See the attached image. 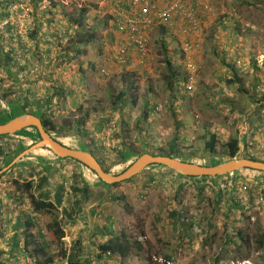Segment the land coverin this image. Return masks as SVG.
Listing matches in <instances>:
<instances>
[{"label": "rangeland", "instance_id": "obj_1", "mask_svg": "<svg viewBox=\"0 0 264 264\" xmlns=\"http://www.w3.org/2000/svg\"><path fill=\"white\" fill-rule=\"evenodd\" d=\"M104 1L40 0L36 5L31 0L34 30L37 7L44 16L42 42L38 45L35 43L37 37L33 32L29 36V40L34 42L29 46V53L16 55L9 68L0 70V124L12 113V104L20 97L32 94L46 104L50 97L53 119L56 125L63 124V127L60 126L62 128L53 132L54 137L71 148L94 152L105 168L114 174L126 171L138 158L135 155L141 152L144 145L152 153L168 150L178 125L181 126L180 147L185 153L184 158L199 164H212L208 160L210 156L203 157L205 142L211 133H215L222 142L232 136L240 139L236 159L251 155L264 159V123L260 130H254L258 120H264V0L213 1L212 11L205 20L203 43L198 55L199 71L193 83L185 69V57L182 56L179 42L170 41L169 37L163 39L160 29L151 36L153 52L146 67L126 71L116 64H109L106 58L116 45L117 33L102 8L105 7ZM82 11V31L86 35L95 33L97 41L79 46L82 53L77 54L73 49L68 55V40L70 37L76 39L70 26ZM65 32L70 33L68 37ZM165 47L177 73L178 85L174 91L169 90L165 78ZM42 53H55L57 57L51 60L49 55H45L42 58ZM33 60L39 63L38 68L43 71L38 74L41 77L39 86L36 89L33 86L35 92L31 86L34 84V74L30 69ZM26 62L30 66H26ZM64 64L67 74H63ZM105 65L109 67V77L101 73ZM52 67L56 71L45 72V69L48 71ZM236 71L242 76H237L242 83H228L229 79L235 80ZM126 80L134 81L137 89L128 90L123 112L114 111L112 102L127 88ZM241 84H251L250 88L257 84L252 91L254 97L251 96L252 92L250 94V88L247 92L238 89ZM25 89L31 91L26 93ZM146 109L149 116L144 115ZM107 119L115 122L112 131L107 130ZM251 122L255 123L254 126ZM15 138L17 135L0 142L8 148ZM19 138L24 141L21 152L30 154L40 149L46 153L52 152L47 148L35 147L42 139L33 128L26 130ZM114 147H117L116 150ZM121 151L126 153V157L116 164ZM190 153L196 154L192 157L188 156ZM217 159L227 161L226 158ZM87 171L91 178L103 183L92 171ZM233 177L237 178L233 181L231 192L243 203V208L233 214H228V208L224 212L215 209L212 191L218 189L217 185L222 183L223 177L204 180L205 187L209 183H217L213 184L212 190H205L208 199L205 203L199 202L195 180L150 183L146 175L140 174L133 183L111 187L118 191L117 197L123 198V201L119 199L121 203H117L122 209L119 233L138 241L141 249L134 247L132 253L127 257L122 256L120 261L110 259L101 264H165L167 255L174 258L169 264H214V258L227 236L236 237L238 232L249 238L250 246L234 258L236 261L233 264H264V246L261 248L258 242L260 235L264 234V206L260 210L245 209L249 205L250 192L253 196L258 194L264 197V181H261L264 177L257 178L258 185L255 187L250 182L255 180L254 177L247 179L242 173ZM179 183L183 186L181 191L177 187ZM176 210L195 224L190 231L193 238L183 243L178 239L180 230L174 229L178 219L172 212ZM41 226V229H45L47 223ZM56 249L54 247L53 251ZM242 257L247 260L241 261Z\"/></svg>", "mask_w": 264, "mask_h": 264}, {"label": "crops", "instance_id": "obj_2", "mask_svg": "<svg viewBox=\"0 0 264 264\" xmlns=\"http://www.w3.org/2000/svg\"><path fill=\"white\" fill-rule=\"evenodd\" d=\"M16 1L0 0V22L8 14V7ZM38 1L40 0H34L36 5ZM43 17L42 11L40 12L37 7V11L34 13L36 24L35 37H37V40L35 41L34 39V41L37 45L42 42L41 35L43 34L41 31H43ZM117 36L119 35L117 34ZM29 41V46H32L34 43L33 40ZM48 53L45 55H49L51 60L57 57L55 53L54 55ZM45 55L42 53V58ZM24 64L30 66L28 62ZM38 64L33 60L32 66H30L32 74H34L32 78L34 84L31 85L33 92H35L34 90L40 83L38 81H40L41 77H38V74H42L43 72L42 68L41 70L38 68ZM45 70L46 73H49L51 70L56 71L53 67L48 71L47 69ZM125 70L131 71L127 68ZM63 74H67V66L65 67V64L63 65ZM237 76L242 78L239 72L236 71L234 81L236 83H242L241 79ZM63 80L67 81L66 77H63ZM251 84H241L238 89L247 88V91H249L248 88L251 87ZM256 86L257 84L252 85L250 94L256 89ZM29 90L31 91V89H25L26 92H29ZM251 96H253V92ZM230 103L235 104L234 101ZM260 121L264 120L259 119L258 122ZM251 124L254 126L255 123L253 124L251 122ZM257 127H259V124L255 125L254 130H260L262 128V126L260 129H257ZM16 134H19V136L17 135V138L12 139L7 155L0 157V181L2 187L4 184L3 188L0 187V262L2 264H29L28 259L34 260L36 264L39 261L45 262V258L42 255L31 257L28 253H20L25 243V237L31 234L35 239L38 238L39 233L42 231L40 228L41 224L46 222L48 225L53 220V218L51 219L52 214L35 212L33 210L30 193L37 198L41 194L49 197V202L57 207L55 213L58 215V220L65 231L63 241L67 249L66 258H59L53 264H60L61 262V264H64L68 262L67 257L71 256V254L84 264H101L102 261H110V258L108 259L107 257L98 259L97 255L100 246L108 241L113 234L120 235L118 227L122 220V209L117 206V203H121L119 199L123 201V198L120 197L116 200L117 196H119L118 191L91 178L87 171L88 169L82 164L61 159L52 152L46 153L43 151L44 149L30 154L29 152H21L24 141L19 137L24 134V131L22 130ZM15 135H10L9 138L11 139ZM15 156H17L16 159H14ZM2 174L3 176H1ZM141 175H146L150 181L153 179V181H180L182 178L174 175L168 169L155 166L144 170ZM43 179L47 182L40 189L38 186ZM9 181H12V184ZM15 181L20 183L19 188L13 184ZM26 182H32L34 185L29 191H24V187H22ZM177 187L179 188L180 186ZM85 188L86 192L83 194ZM66 192H70L68 197L65 195ZM257 196L258 194L254 198ZM58 197L61 200L59 204ZM45 199L46 197H44ZM126 202L129 203L127 200ZM19 206H22V208ZM16 236L19 237V247H16L13 242ZM34 250V245H32L29 251L32 252ZM56 252L58 250H54L53 254ZM102 264H106V262Z\"/></svg>", "mask_w": 264, "mask_h": 264}, {"label": "trees", "instance_id": "obj_3", "mask_svg": "<svg viewBox=\"0 0 264 264\" xmlns=\"http://www.w3.org/2000/svg\"><path fill=\"white\" fill-rule=\"evenodd\" d=\"M82 12L83 13L80 14L79 18L73 20V24L70 26V28H72V30L74 31V36L76 37V39L73 40L70 37L71 40L70 39L68 40V46L66 47V52L68 55H70L74 50L77 52V54L82 53L83 50H80L79 46L84 45V44H90L94 41H97L95 33H92V34L89 33L88 35L83 33L82 27H83V20H84L83 19L84 18V11H82ZM7 15L8 14H6L5 18L7 17ZM93 30L94 29H92V31ZM10 31H11V27H7L5 29V31L2 32V34L0 35V70H2L4 68H9L12 65V62H14V60L17 58L16 55H19V52L22 54L21 49H14L12 47V44H11L12 38H11V36H8L10 34ZM33 32H35V30H33ZM65 33H66V37H68V35L70 34L67 32H65ZM32 34L33 33H31L30 35H32ZM163 44H165V43H163ZM164 54L166 56L165 62L167 65L165 78L168 80L167 85H168L169 90L174 91V89L178 85L177 73L173 69V64H172L171 59L168 56V52H167L166 47L164 49ZM22 55L24 56L26 54L23 53ZM44 78L45 77H43V79ZM49 82H51V84H52L53 81L50 80ZM228 83H234V79H229ZM125 84H126L127 88L123 89V91H121L114 98V101L112 102V109L114 111H122L123 112V109H124L123 107L126 104L125 103L126 98L129 96L128 90L130 89V91H133V90L137 89L135 87L134 81L130 82V81L126 80ZM0 89H1V86H0ZM241 91L247 92V89L241 88ZM63 94H64V91H63ZM23 97H20L21 98L20 100L15 101L14 102L15 104H12V106H13L12 107V113L7 118H5L4 123H7L8 121H10L13 118L18 117L20 115L31 114V115L38 116L41 119V121H42L47 132L53 133V132H56L59 128L63 127V124H60V126H62V127L56 125V123L53 119V113L51 111V100H52V98L48 97L47 98V104H46L45 102H42L39 99H35V95H32V94L31 95L29 94V95H26ZM260 99H259V101H260ZM19 102H20V104H18ZM121 103L123 104V106H120ZM14 105L15 106L17 105V108ZM144 115L149 116L148 109H146L144 111ZM4 123H2V124H4ZM263 123H264V121H260L258 123L259 127H257V129H260ZM179 126L180 125H178V127H177V131L175 133L174 138L170 142L171 145L168 148V150L161 149L159 153H152L147 149V145H144L141 152H139L135 156L140 157L144 154L152 153L154 155L177 158V159L184 160L186 162L197 163L195 161L184 158L185 153L182 151V148L180 147V140H181L180 128H181V126L180 127ZM31 128H33L37 131L36 128H34V127H31ZM26 130H28V129H25L23 131L26 132ZM16 135H19V134H16ZM38 135L40 136L39 132H38ZM6 137H9V136L8 135L7 136H0V141ZM207 137H208V139L206 140L205 147L203 149V152H204L203 157L210 156V158L209 157H207V158H209L208 160H210V162L212 164L207 163V164H202V166L214 167V166L223 164L225 162L223 160L217 159L218 157L219 158H226V160L229 161V160L236 158V156L238 155V153L240 151V139L237 136H232L226 142L220 141L219 137L215 133H211ZM48 150H50V149H48ZM84 151H86V150H84ZM8 152H9V147L6 148V146H4L3 144L2 145L0 144V157L6 156ZM89 152L94 155V152H92L90 150H89ZM195 154L196 153H190L188 156L193 157ZM119 155H120V159H119V161L116 162V164L123 161L125 159L124 157H126V153H124V151L123 152L121 151V153ZM246 159L255 160V161H259V160L264 161V159H256L255 157H252V156H248ZM65 160L77 162L73 159H65ZM100 163L105 168L104 163L103 162H100ZM105 170L107 173H111L110 169L105 168ZM93 173L96 174L95 172H93ZM241 173L245 174L247 179L249 177H254L255 180L250 181L252 186H254V187L258 185V183L256 182V181H258L257 178L260 176L264 177L263 173H260L257 171H252V170H243L240 173H236V175L241 174ZM189 178H192V179L194 178L195 180H197L196 183L193 181L195 183L194 187L197 189L198 196L200 198L199 202L204 203L207 200V198L205 197L206 187L204 185V180H207L208 178L207 177H202V178L189 177ZM235 178H237V177H235ZM45 179H43V181H41V183H39L38 187L40 189H42L43 188L42 186L47 182V181H45ZM134 179H135V177H133V178H131L125 182H122V183L113 184V185H109V184L105 183V185H107L109 187H113V186L116 187V186H120L124 183L133 182ZM153 180H151L150 183L154 182ZM101 182H103V181L101 180ZM13 184L17 185L18 188L20 186L19 185L20 183L18 181L13 182ZM33 186L34 185L32 182H26L22 187H24V191H29L30 189L33 188ZM179 188H180V191L183 190V186H180ZM250 190H252V189H250ZM76 192H77V190H76ZM78 192H80V190H78ZM85 192H86V188L84 189L83 194ZM250 193H249V198H248L249 205H251L255 200L254 196L252 195V192H250ZM214 196H215L214 200H215V205H216L215 209H216V211H219L220 210L219 204L222 202L223 194L221 192H217L214 194ZM44 197H46L45 200H44ZM237 197L238 196L236 194L232 195V197L230 199V204L229 203L227 204L228 214L229 213L233 214V212L239 211L243 208V203ZM30 198H31V202L33 205V210L35 212L50 213V214H53L54 217H53L52 222H50L46 226V231L43 232V230H42L39 233L38 238L35 239V237L31 234H28L25 237V243H24L22 250H20L21 251L20 253H23V254L28 253V254H30L31 257L32 256L34 257L36 255H38V256L42 255L45 258V262L39 261V262H37V264H53L59 258H63V257L66 258L67 249L65 248V242L63 241V238H65V231H64L61 223L58 220V215H56V213H55L57 207L53 203L49 202V197L47 195L41 194L40 197L37 198L32 193H30ZM57 200H58V204H59L61 202L60 197H58ZM228 214H226L227 217H228ZM172 215L176 219H178L177 223H175L174 229H175V231L180 230V235L178 237L179 242L183 243L186 240L192 239L193 234H191L190 231L195 227L194 222L188 221V219L185 218L180 213V211H178V210L173 211ZM29 222H30V220H29ZM13 242H14L16 247H19L20 241H19L18 236L14 237ZM258 242L262 248V246H264V234L260 235V239L258 240ZM79 244L81 245V243H79ZM32 245H34L35 250L30 252L29 250H30V247ZM249 246H250L249 238L243 236L241 232H238L236 234V237L227 236V239H226L225 243L223 244L222 248L220 249L218 255H216V257L214 258V264H226V263H229L231 261H233V262L236 261L234 258L236 256L241 255L243 253L242 250L249 248ZM54 247H56L57 248L56 250H58L57 254H53V252H52ZM134 247L141 249L139 242L128 237L125 233H122L121 235H118V236L113 234L109 238L108 241H106L103 245L100 246L99 253H98L97 257H98V259H102L103 257L107 256L108 253L127 257L132 253L131 251ZM234 253L236 254L235 256H234ZM67 260H68L69 264H84L82 261H79L78 259H76L72 254H71V256L67 257ZM246 260H247V258H244V257L241 258V261H246ZM165 261H166L165 264H169V263L174 261V258L172 255H167L165 257ZM0 264H2V263L0 262Z\"/></svg>", "mask_w": 264, "mask_h": 264}, {"label": "built area", "instance_id": "obj_4", "mask_svg": "<svg viewBox=\"0 0 264 264\" xmlns=\"http://www.w3.org/2000/svg\"><path fill=\"white\" fill-rule=\"evenodd\" d=\"M213 1L105 0V7L102 8L105 9V15L119 35L116 45L106 58L107 62L125 69L146 67L153 52L150 47L151 36L160 29L164 30L171 40L176 39L175 41L179 42L182 56L185 57V69L190 76V82L193 83V78L199 71L198 55L203 43L204 23L212 11ZM7 27H11L8 36L12 38V47L21 48L22 53L28 54L29 36L34 30L31 0H18L8 7L7 17L0 22V35ZM101 73L109 77V67L103 66ZM107 127V130L112 131L115 122L109 121ZM114 148L116 150L117 147ZM233 181V176L225 177L222 183L217 185L218 189L212 191L213 196L217 192L223 194L220 203L223 206L230 202L233 195L231 192ZM213 184H207L206 189L212 190ZM0 185L2 187L1 183ZM65 195L68 197L70 192H66ZM262 206L264 197L258 195L251 205L245 206V209L260 210Z\"/></svg>", "mask_w": 264, "mask_h": 264}, {"label": "water", "instance_id": "obj_5", "mask_svg": "<svg viewBox=\"0 0 264 264\" xmlns=\"http://www.w3.org/2000/svg\"><path fill=\"white\" fill-rule=\"evenodd\" d=\"M34 127L40 134L42 141L36 148H49L57 157L73 159L91 169L104 183L113 185L125 182L139 174L150 166H163L172 173L186 177H209L216 178L227 175H234L243 170H252L264 174V161L249 159H232L214 167H205L199 163L186 162L181 159L166 156L144 154L138 157L134 163L123 173H107L99 160L91 153L73 149L56 139L54 135L47 132L41 119L38 116L24 114L13 118L7 123L0 124V136H10L22 130Z\"/></svg>", "mask_w": 264, "mask_h": 264}, {"label": "clouds", "instance_id": "obj_6", "mask_svg": "<svg viewBox=\"0 0 264 264\" xmlns=\"http://www.w3.org/2000/svg\"><path fill=\"white\" fill-rule=\"evenodd\" d=\"M18 1V0H17ZM207 19H208V17H207ZM206 19V20H207ZM204 30H205V23H204ZM161 31H163V34H162V38L163 39H165V38H167V37H169L168 35H166V33H165V31L164 30H161ZM170 38V37H169ZM176 40V39H175ZM174 39H173V41H175ZM170 41H172L171 40V38H170ZM177 41H175V43H176ZM107 121H110V119H107ZM107 124H108V122H107ZM107 124H106V126H107ZM29 129V128H28ZM53 134V133H52ZM57 139V138H56ZM240 143H241V141H240ZM44 148H47V147H44ZM49 149V148H48ZM51 151V150H50ZM87 152H89V151H87ZM90 153V152H89ZM249 154H252L251 152H249ZM95 156V155H94ZM252 157H255V156H253V155H251ZM96 157V156H95ZM97 158V157H96ZM61 159H63V158H61ZM98 159V158H97ZM235 159V158H234ZM246 159V158H245ZM228 161V160H227ZM79 163V162H78ZM79 164H81V163H79ZM83 165V164H82ZM132 165V164H131ZM130 165V166H131ZM200 165H202V164H200ZM84 167H86L89 171H92L91 169H89L87 166H85V165H83ZM129 166V167H130ZM156 166V165H155ZM128 167V168H129ZM151 167V166H150ZM158 167H161V166H158ZM163 167V166H162ZM127 168V169H128ZM165 168V167H164ZM126 169V170H127ZM168 171H170L169 169H168ZM93 172V171H92ZM171 172V171H170ZM123 173V172H122ZM238 173V172H237ZM121 174V173H120ZM174 175H177V174H175V173H173ZM236 174V173H235ZM234 174V175H235ZM96 175V174H95ZM140 175V174H139ZM234 175H227V176H222L223 178H225V177H229V176H234ZM97 176V175H96ZM138 176V175H137ZM178 176H180V175H178ZM98 177V176H97ZM136 177V176H135ZM180 177H182L181 179H185V180H195L194 178L192 179V178H189V177H186V176H180ZM222 177H216V178H222ZM197 178H202V177H197ZM208 179L207 180H215L216 178H209V177H207ZM234 178V180L236 179L235 177H233ZM100 179V178H99ZM195 181H197V180H195ZM9 182H11L12 183V181H9ZM105 184V183H104ZM178 186H181V184L179 183L178 184ZM119 198L117 197L116 198V200H118ZM208 200V199H207ZM206 200V201H207ZM205 201V202H206ZM204 202V203H205ZM220 205V210L222 211V212H224L227 208H228V206L226 205V206H223V205H221V204H219ZM40 227H42V226H40ZM41 230H43V232H45L46 231V228L45 229H41ZM122 234V233H121ZM120 234V235H121ZM105 257H107L108 259L110 258V259H115V260H117V261H120L121 260V257L122 256H119V255H116V254H111V253H108V255L107 256H105ZM109 259V260H110ZM28 262H29V264H36L35 263V261L34 260H30V259H28ZM66 263H68V262H66ZM234 262L233 261H231V262H229V263H226V264H233ZM65 264V263H64Z\"/></svg>", "mask_w": 264, "mask_h": 264}]
</instances>
